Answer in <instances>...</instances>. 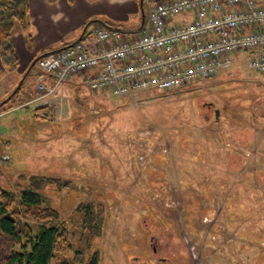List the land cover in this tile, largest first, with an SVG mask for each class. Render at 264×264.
I'll use <instances>...</instances> for the list:
<instances>
[{
  "label": "rangeland",
  "instance_id": "374dc122",
  "mask_svg": "<svg viewBox=\"0 0 264 264\" xmlns=\"http://www.w3.org/2000/svg\"><path fill=\"white\" fill-rule=\"evenodd\" d=\"M131 11L107 24L139 25ZM23 83L0 107V187L40 193L84 258L264 264V75L243 58L133 98L78 80L41 96L31 73ZM26 97L39 103L19 106Z\"/></svg>",
  "mask_w": 264,
  "mask_h": 264
},
{
  "label": "built area",
  "instance_id": "2783aa9c",
  "mask_svg": "<svg viewBox=\"0 0 264 264\" xmlns=\"http://www.w3.org/2000/svg\"><path fill=\"white\" fill-rule=\"evenodd\" d=\"M147 2L146 23L136 35L94 25L81 40L40 58L34 77L41 96L73 76L115 96L176 90L242 58L264 75V0Z\"/></svg>",
  "mask_w": 264,
  "mask_h": 264
},
{
  "label": "trees",
  "instance_id": "16d2710c",
  "mask_svg": "<svg viewBox=\"0 0 264 264\" xmlns=\"http://www.w3.org/2000/svg\"><path fill=\"white\" fill-rule=\"evenodd\" d=\"M28 6L29 0H0V60L11 70L18 65L13 30L15 25L27 27ZM26 42L28 47L32 45L28 36ZM30 99L26 97L19 106ZM87 206V214L93 213V205ZM99 209L95 222L102 215ZM87 222H91L90 217L85 220ZM73 238L74 234L60 221L58 212L44 203L40 193L32 188L0 187V264H98L97 253L84 258L81 250L74 248Z\"/></svg>",
  "mask_w": 264,
  "mask_h": 264
},
{
  "label": "crops",
  "instance_id": "0c3cea01",
  "mask_svg": "<svg viewBox=\"0 0 264 264\" xmlns=\"http://www.w3.org/2000/svg\"><path fill=\"white\" fill-rule=\"evenodd\" d=\"M129 9L133 13L134 11L139 12V3L136 0H29L26 15L28 25L26 28L15 25L12 35L18 65L11 70L4 67L0 60L1 98L6 97L12 88L16 87L36 56L46 52H54L58 48L75 42L85 25L90 21H94V24H101L102 21L106 20L104 23L113 25L108 17L121 20L122 12ZM138 26L129 20L125 29L130 30L127 31L128 33L136 35L139 31L133 30H136ZM27 36L32 40L30 47L27 46ZM32 69L29 73L33 76L36 69L33 71ZM20 73L21 75H19ZM2 76L6 78L2 79ZM25 79L26 77L23 82ZM77 80L82 84L79 76H73L70 79L73 83ZM23 82L22 84H24ZM24 91L26 90L24 89ZM57 94L59 93L55 92L54 96L57 97ZM37 99L33 98L30 101L34 100L33 102L36 104L39 103L35 101Z\"/></svg>",
  "mask_w": 264,
  "mask_h": 264
},
{
  "label": "water",
  "instance_id": "95a60500",
  "mask_svg": "<svg viewBox=\"0 0 264 264\" xmlns=\"http://www.w3.org/2000/svg\"><path fill=\"white\" fill-rule=\"evenodd\" d=\"M139 7H140V12H141V15H140V17H141V22H140V24H139V26L136 28V30H133V31H139L141 28H142V26L144 25V23H145V11H144V8H143V0H140V2H139ZM94 23V21H90V22H88L86 25H85V27L83 28V31H82V33H81V35L79 36V38L75 41V42H77V41H79L82 37H83V35L85 34V32L86 31H88V28H89V26H90V24H93ZM103 25H105L106 27H112V26H109V25H107L106 23H104L103 21L101 22ZM113 28H116V27H113ZM117 29H119V30H121V31H130V30H126V29H120V28H117ZM75 42H73V43H71V44H68V45H66V46H63V47H61V48H58V50H61V49H63V48H65V47H67V46H70V45H72V44H74ZM58 50H56V51H58ZM48 53L46 52V53H43V54H40V55H38L37 57H35L34 59H33V61H32V63H31V65H30V67H29V69L26 71V73H25V75L21 78V80L19 81V83L16 85V87H15V89L4 99V100H2V102H0V105H3V104H5L9 99H10V97L13 95V94H15L16 93V91L19 89V87L21 86V84H22V82H23V80H24V78L26 77V75L30 72V70L33 68V66L35 65V63L41 58V57H43V56H45V55H47ZM217 114V113H216Z\"/></svg>",
  "mask_w": 264,
  "mask_h": 264
}]
</instances>
